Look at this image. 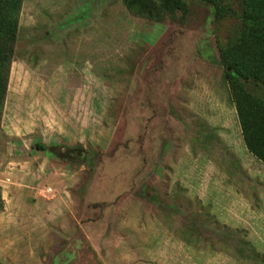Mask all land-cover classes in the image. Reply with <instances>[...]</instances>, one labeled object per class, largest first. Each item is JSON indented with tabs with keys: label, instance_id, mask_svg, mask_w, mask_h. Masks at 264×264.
Wrapping results in <instances>:
<instances>
[{
	"label": "rangeland",
	"instance_id": "rangeland-1",
	"mask_svg": "<svg viewBox=\"0 0 264 264\" xmlns=\"http://www.w3.org/2000/svg\"><path fill=\"white\" fill-rule=\"evenodd\" d=\"M180 1L157 20L122 0L22 1L1 109L0 264H186L170 244L188 235L236 253L227 264H264V164L220 58L239 1L219 19Z\"/></svg>",
	"mask_w": 264,
	"mask_h": 264
},
{
	"label": "trees",
	"instance_id": "trees-1",
	"mask_svg": "<svg viewBox=\"0 0 264 264\" xmlns=\"http://www.w3.org/2000/svg\"><path fill=\"white\" fill-rule=\"evenodd\" d=\"M23 0H0V129L1 109L6 92L9 67ZM211 3L214 18L230 12L225 0H203ZM240 23L235 38L220 50L225 76L230 82L233 102L246 150L264 164V99L247 93L242 82L252 81L264 88V0H238ZM138 14L158 19L162 13L185 11L180 0H122ZM228 68V70H227ZM43 148V146H38Z\"/></svg>",
	"mask_w": 264,
	"mask_h": 264
},
{
	"label": "crops",
	"instance_id": "crops-1",
	"mask_svg": "<svg viewBox=\"0 0 264 264\" xmlns=\"http://www.w3.org/2000/svg\"><path fill=\"white\" fill-rule=\"evenodd\" d=\"M236 231L238 230H235L234 232ZM180 240L181 243L185 245L186 249H183L182 244L179 242H174L170 244V247L171 249L182 250L185 252L186 264H222V263L227 264V260H231V259L236 262L237 259L236 253L223 251L225 250L223 247L221 248L217 247V245H213L212 243L201 242L198 237H191L188 235V237L180 238ZM240 249H242V246ZM225 252L229 253L230 255H226ZM220 254H223L231 259L229 258L227 259L226 257H219ZM177 255L178 254L174 253V256ZM240 255H242L241 252ZM175 259H177L178 261V258Z\"/></svg>",
	"mask_w": 264,
	"mask_h": 264
},
{
	"label": "water",
	"instance_id": "water-1",
	"mask_svg": "<svg viewBox=\"0 0 264 264\" xmlns=\"http://www.w3.org/2000/svg\"><path fill=\"white\" fill-rule=\"evenodd\" d=\"M53 152L55 153V155H57L59 157L67 158L73 153V150H68L67 149V150L62 152V149L60 147H57V148H55V150ZM76 154L79 155L80 152L76 151Z\"/></svg>",
	"mask_w": 264,
	"mask_h": 264
},
{
	"label": "built area",
	"instance_id": "built-area-1",
	"mask_svg": "<svg viewBox=\"0 0 264 264\" xmlns=\"http://www.w3.org/2000/svg\"><path fill=\"white\" fill-rule=\"evenodd\" d=\"M50 190H48V192H49Z\"/></svg>",
	"mask_w": 264,
	"mask_h": 264
},
{
	"label": "flooded vegetation",
	"instance_id": "flooded-vegetation-1",
	"mask_svg": "<svg viewBox=\"0 0 264 264\" xmlns=\"http://www.w3.org/2000/svg\"><path fill=\"white\" fill-rule=\"evenodd\" d=\"M69 150V149H68Z\"/></svg>",
	"mask_w": 264,
	"mask_h": 264
}]
</instances>
